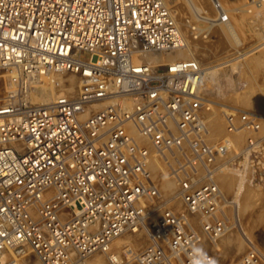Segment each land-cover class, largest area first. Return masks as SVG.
<instances>
[{"label":"built area","instance_id":"1","mask_svg":"<svg viewBox=\"0 0 264 264\" xmlns=\"http://www.w3.org/2000/svg\"><path fill=\"white\" fill-rule=\"evenodd\" d=\"M183 47L164 0H0V264H88L159 208L134 261L112 264H217L200 249L232 207L217 179L264 186L262 117L206 97L195 59L145 58ZM39 78L54 85L53 102L28 100ZM154 160L177 186L167 203ZM239 264L264 262L250 248Z\"/></svg>","mask_w":264,"mask_h":264},{"label":"rangeland","instance_id":"2","mask_svg":"<svg viewBox=\"0 0 264 264\" xmlns=\"http://www.w3.org/2000/svg\"><path fill=\"white\" fill-rule=\"evenodd\" d=\"M199 1L203 6V12L206 13V14L202 13L201 16H206L209 19H216V20L219 19L220 20L221 14H223L222 8H224L225 15L228 16V19L231 25L234 27L235 29L234 31L236 32V35L238 37V43H233L231 41L225 40L227 44H225L224 42L221 46H218V47H221V50L218 49V51H214V54H212L209 57L206 56V58L202 56L203 57L201 61L202 62L201 64L203 65L202 67H208L209 64L207 63H210V66H212L224 60L236 58L238 57L239 54L245 53V55L242 57L243 61L242 62L239 61V63L241 62V64H239V66L237 67V70H235V72L233 73L234 81L230 83L231 87L233 88H230L231 90L230 91L228 90L227 93H221V96L214 98V100L217 101L218 103L225 104L229 107H237L242 111H250L258 115L260 114L262 117V115L264 114V106H262L264 105V0H218L219 3L214 2L213 5L211 4L213 6L212 9L209 4V0H199ZM165 3L167 7L168 8L170 7L173 13H175L174 17L178 23V26L179 28H181L182 32L184 33V36L187 38L188 41L194 42L202 38L203 42L206 43V44L204 43L203 44L207 47V45L209 46L211 43L217 44L218 42L217 40L221 39V37H219L220 29H222V28L219 29V27L221 26L213 27L214 29L208 30L206 34L204 33V31H202L200 34L197 35L195 33L196 30H192V28L197 27V25L200 26V28L205 30V27L207 26V24L199 22V20H202V19L200 17H197L191 11H188L190 9L188 8L187 3L184 0H165ZM193 33L196 35V37L194 38H192L194 35ZM203 44L201 43V45ZM257 47L258 49H256ZM222 49H223V52H222ZM254 62L258 63L259 65L256 66ZM243 73L246 76H243L242 75ZM235 82L236 84H233ZM206 97H209V96L206 95ZM246 97L247 98L249 97V99L250 98L251 99L247 100ZM260 97L262 98V100H260L261 99ZM256 100L257 102L260 100L259 101L260 104L257 103ZM262 122H263L262 126L264 127V115L262 117ZM262 133H264V130L262 131ZM166 174L168 175L167 171H166ZM230 175H233V174H230ZM231 178L236 179V177H231ZM255 179H256L255 181H258L259 183L261 182L264 183V170H262L260 173L256 172ZM242 181L243 182L241 183V188L243 192L240 195L241 200H239V198L236 199L234 195H231L230 193H228L226 195H223L224 200L223 202H221V204H224V206H230V207L232 206L231 209L227 208L228 213L226 209H224L221 215H224L223 220L225 223V228H228L227 230L230 234L232 232V235H231L232 237L235 236L234 237L235 239L239 238L238 240L240 242V246H242V249H239L240 250L238 253L239 256L237 255L236 256L237 258L236 257L234 258L235 262L233 261V263L239 264L242 257L250 250V248H255L261 254L262 260L264 262V214L262 216L263 218L257 222L256 233L251 232V230L248 229L249 227H247L248 225L244 223L246 221V217H247L246 215L248 214L247 211L249 213L251 212L250 213V216H251L252 213L263 210L262 207H264V186H262L261 188H256V189L254 187H251L252 185L250 183L251 181H248L247 177H244ZM174 184H175V189H176L175 193H176L177 186H176V183ZM260 190H261V193L259 192ZM162 200H163V203H167L168 201H170L168 199H162ZM238 200L240 203L238 202ZM176 202L178 203L177 206H179L180 203L178 201H175V202L172 201L171 203L176 205L177 204ZM230 203H232V205ZM243 205H246L247 208L243 209ZM160 212H161V208L157 209L155 211V218L147 219L142 227H137V229L139 230L143 229L142 232H143V239H144V240L142 239L143 243L141 244V248L138 250L137 253H139L147 245L148 240H149L148 232H149L150 226L156 219H158ZM227 215H229L230 217L227 218ZM194 229L197 232H199V234L202 233V230H200L202 229L200 226V222H197L196 225H194ZM123 243H124V246L121 245V247L123 246V248H120V249L118 248L117 250H113V252H111V255L116 254V256H118V258H120L121 261H128L123 250L129 248V242L127 243V241H125ZM242 243H245V244L241 245ZM130 249L131 251L134 250V248L132 247L129 248V250ZM107 257H109V255H107Z\"/></svg>","mask_w":264,"mask_h":264},{"label":"bare ground","instance_id":"3","mask_svg":"<svg viewBox=\"0 0 264 264\" xmlns=\"http://www.w3.org/2000/svg\"><path fill=\"white\" fill-rule=\"evenodd\" d=\"M184 1L187 3L188 8L190 9L188 11H191L197 17H200L202 20H199V22L207 24V26L205 27V30L200 28V26H198V25L195 28L193 27L194 29L192 28V30H196L195 33L197 35L200 34L202 31H204V33L206 34V32L208 30L214 29L213 27L221 26V27H219V29L222 28V29H220V36H219V37H221V39L219 40L217 38L218 39L217 40L218 41L217 44L211 43L209 46L207 45V47H206L204 45L206 43L203 42L202 38H200L199 40H196L194 42L193 41L192 42L188 41L187 38L184 36V33L182 32L181 28H180V31H181V34H182V38H183V46H184L183 49L173 50V51L169 52L168 54H149V55H146L145 58L148 61H151V62H157L158 61L159 62V61H169V60H178V59L192 58V59H195L196 61H198V63L202 67L203 66L201 64L202 63L201 62L202 58L203 57L206 58V56L207 57L211 56L212 54H214V51H218V49L221 50V47H218V46H221L225 42V40L231 41L233 43H238V37L236 35V32L234 31L235 29L231 25V23H230V21L228 19V16L225 15V11H224L225 9L224 8L221 7L222 8V13L226 16V21L222 22L219 19H217V20L216 19H209L206 16H201V14L205 13V12H203V6H202V4L200 3L199 0H184ZM164 2H165V0H164ZM214 2H218L219 3L218 0H209V4L211 6V9L213 8L212 5H213ZM173 6H174V4H173ZM175 6H177V5H175ZM169 10H170V12H171V14H172V16L174 18V21L178 25V23H177V21H176V19L174 17L175 13H173V11L170 9V7H169ZM185 10H187V9H185ZM212 20L213 21L216 20V21H214V23H213ZM193 26H195V25H193ZM186 27H188V26H186ZM190 27H191V25H190ZM194 35H193V37L192 36L191 37L192 38L196 37V35L195 36ZM201 43L202 44L204 43V44L201 45ZM225 44H227V43L225 42ZM260 48H261V46H260ZM256 49H258V47ZM222 52H223V49H222ZM244 55H245V53L239 54L238 57H236V58L229 59V60H224V61L219 62V63H217L215 65H212V66H210V63H207V64H209L208 67H202V73H203V77H204L203 78L204 85L202 87L203 94L205 96L208 95L209 96L208 98H210L213 101H215L214 98L221 96V93H227L228 90L230 91L231 90L230 88H233L230 85V83L232 81H234L233 80V78H234L233 73L235 72V70H237V67L243 61L242 57ZM239 61H241V62L239 63ZM255 64H256V66L259 65L258 63H255ZM253 71H255V70H253ZM242 75L246 76L244 73ZM53 78H54V80H57V81H60L61 79H63L62 82H63V85H64V87L66 88L67 91L74 92L76 90V83H75V79L73 77H71V76H69V77L63 76L62 77L60 75H56V76L54 75ZM233 84H236V82L233 83ZM204 90H205V92H204ZM56 93H57L56 89H54V85L51 84L50 79L39 78V80L36 82V86H35L34 90L28 96V100L31 103L48 104V103H51V102H53L55 100V94ZM260 95H261V93H260ZM250 99H249V97L247 98V100H250ZM260 100H262V98ZM259 101L257 102V100H256L257 103H259ZM262 106H264V105H262ZM263 115H262V117H263ZM208 123H209V126L211 127L212 136L213 137L221 136L223 121H222L221 117L217 114V112H215V110H213V113H211L208 116ZM261 123L263 125V122H261ZM263 128L264 127L262 126L261 131L264 130ZM236 137H235L236 145H238V143H240L242 141L241 138H244V133L242 134V137H239V136L237 138ZM150 167H151V172H152V174H153V176H154V178L156 180V183H157V186H158V189H159V192H160V196L162 197V199L171 200V199L175 198V196H176L175 184H174V181L172 180V178L169 175L166 174L167 165L166 164H162V162H160L158 160H154L152 162V164L150 165ZM230 176L231 177H236V179L235 178H231ZM243 178L244 177H243L242 174H238V176H235L234 174L230 175L229 173L226 174V175H219L217 180H218L219 187H220V189L222 191V194L226 195V194L230 193L231 195H234V197H236V199L239 198V200H241L240 199V195L243 192V190L241 188V183L243 182L242 181ZM247 190H248V188H247ZM259 192L261 193V190ZM239 200H238V202H239ZM176 205H178V203ZM245 208H247L246 205H243V209H245ZM262 208H263L262 211L264 212V207H262ZM226 211L228 213V209H226ZM232 211H233V209H232ZM260 211L252 213L251 216H250L251 212L249 213L247 211L248 214L246 215L247 217H246V221L244 223L246 225H248L247 226V227H249L248 229H250L251 232H253V233H256L257 222L263 218L262 216H263L264 213L262 211L261 212ZM228 217H230V216L227 215V218ZM153 218H155V212L151 213L148 216V219H153ZM192 221H193V223H197L198 222V220H195V218ZM137 227L138 226L129 227L122 234H120L119 236L114 238L113 241L111 242V244L109 245L108 252L93 254L90 257V259L88 260V264H112L113 262H117L118 263L116 254L115 255H111V252H113V250H117L118 248L119 249L123 248V246H124L123 242H125V241H127V243L129 242V248H131V247L134 248V250H132V251H131V249L129 250V248L123 250L127 260L129 262H133L135 257H136V255H137L138 250L141 248V244L143 243L142 242V239H143V232L142 231H143V229L139 230V229H137ZM197 227H199V226H197ZM227 229L228 228L224 229L223 233L221 234V236L217 240H215V241H206L204 239L203 242L200 244V249L203 252L212 254L215 257L216 262H218L219 264H226V263L227 264H234L233 263V261L235 262L234 258L238 255V253L240 251L239 249H242V246H240V242L238 240L239 238L235 239L234 235H233L234 237H232L231 236L232 232L230 234ZM200 230H202V229H200ZM244 244L245 243H242L241 245H244ZM121 245H123V246L121 247ZM107 255H109V257H107ZM25 263L26 264H41L34 257H28L26 259Z\"/></svg>","mask_w":264,"mask_h":264}]
</instances>
